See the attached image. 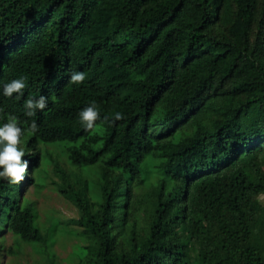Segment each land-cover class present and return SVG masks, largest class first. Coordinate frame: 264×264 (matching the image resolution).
<instances>
[{
	"label": "trees",
	"instance_id": "1",
	"mask_svg": "<svg viewBox=\"0 0 264 264\" xmlns=\"http://www.w3.org/2000/svg\"><path fill=\"white\" fill-rule=\"evenodd\" d=\"M19 77L0 123L17 116L29 163L20 183L0 178V235L33 243L43 264H60L64 240L69 264H264V0H0V88ZM41 95L47 107L26 116ZM92 101L101 119L85 130ZM54 142L82 171L49 154L77 216L43 228L22 195L42 185ZM139 184L143 220L128 208Z\"/></svg>",
	"mask_w": 264,
	"mask_h": 264
},
{
	"label": "rangeland",
	"instance_id": "2",
	"mask_svg": "<svg viewBox=\"0 0 264 264\" xmlns=\"http://www.w3.org/2000/svg\"><path fill=\"white\" fill-rule=\"evenodd\" d=\"M172 92L173 89H170L165 95ZM190 122L191 121H189V123ZM151 129H153L155 133H160L162 130H165V128L161 129L158 126L152 127ZM49 154H52V157L55 156L54 159H57V164L64 170L71 171L72 173H82V171L73 167L67 160L64 143L54 142L43 147L42 163L40 165L38 177L42 185L37 187L29 186L27 192L22 195L32 201L33 205L36 207L38 224L43 228L48 227L49 217L58 216L69 219L76 218L77 216L74 205L58 190V186L62 181L59 174L55 173L54 167L49 163ZM87 172L89 180L93 181L97 176V169L92 168ZM145 192L146 190L143 189L141 184L134 190H131L129 194L131 199L129 198L130 203L128 208L132 211L130 214L132 218L135 217L139 220L144 219L145 209L149 207L147 205L148 197ZM261 201L264 203L263 197ZM193 239L195 241L196 236L193 237ZM0 241L3 245L0 252V264H43L46 259V256L33 243L26 241L14 242L13 236L8 231H3L0 235ZM72 245V240H64V243L58 242L53 244L57 262L60 264H69L68 258ZM10 248H13L12 253L9 252ZM74 261L76 262V259H74Z\"/></svg>",
	"mask_w": 264,
	"mask_h": 264
},
{
	"label": "clouds",
	"instance_id": "3",
	"mask_svg": "<svg viewBox=\"0 0 264 264\" xmlns=\"http://www.w3.org/2000/svg\"><path fill=\"white\" fill-rule=\"evenodd\" d=\"M85 72L74 70L69 74V81L73 84H80L85 81ZM26 88V78L19 77L4 83L0 88V96L20 99L24 95ZM47 97L41 95L39 98L29 97L24 101V114L28 117L35 115L37 110H44L47 107ZM122 113L116 111L111 119L103 117L109 124L122 119ZM101 119L100 110L95 101L88 103L78 112V120L85 130L92 129L96 122ZM30 127L36 130V122L33 120ZM22 128L18 118L14 114H9L6 121L0 123V178L6 179L11 184H18L25 179L28 169V160H22L25 151L19 147L21 143Z\"/></svg>",
	"mask_w": 264,
	"mask_h": 264
}]
</instances>
